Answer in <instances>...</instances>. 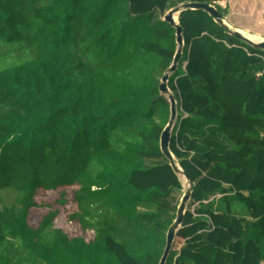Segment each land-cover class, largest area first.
<instances>
[{"label":"trees","instance_id":"obj_1","mask_svg":"<svg viewBox=\"0 0 264 264\" xmlns=\"http://www.w3.org/2000/svg\"><path fill=\"white\" fill-rule=\"evenodd\" d=\"M170 5L0 0V63L17 52L0 64V195L15 201L0 207V264H159L184 174L195 207L170 264L264 262V49L203 9L180 13L187 63L169 80L178 173L160 146L170 102L157 72L177 42L156 14ZM73 185L69 219L93 230L89 240L56 226L58 210L32 224L38 189Z\"/></svg>","mask_w":264,"mask_h":264},{"label":"rangeland","instance_id":"obj_2","mask_svg":"<svg viewBox=\"0 0 264 264\" xmlns=\"http://www.w3.org/2000/svg\"><path fill=\"white\" fill-rule=\"evenodd\" d=\"M183 0H171L170 7L165 10L164 14L158 12L156 17L164 18L167 12L177 6L182 4ZM214 5H216L222 12L224 19L232 26L233 29L242 28L250 33H254L260 35L264 38V0H261L260 4L256 5L252 3V0H214ZM178 19V15H177ZM0 55L3 54L6 47L0 48ZM17 53V52H15ZM3 55L1 58L0 64H5L11 61H14L13 55ZM184 53V49H183ZM183 58V56H182ZM181 58V59H182ZM187 61H181L178 66V71H180L181 66L183 68L186 67ZM176 70V71H177ZM166 71V70H165ZM165 71L157 72V75L162 79ZM173 92V91H172ZM174 93V92H173ZM180 113L178 111V120L174 126L172 135L177 133V127L180 121ZM157 163L156 159H150L147 161L148 165H154ZM183 182L182 189H174L168 198V201L171 203V208H173L176 204L180 203L181 198L184 192L188 189L189 183L184 180V177L181 176ZM78 188V185H73L70 188H63L60 187L58 191L50 192L44 189H38L35 195V199L37 202V206L33 208L34 216L32 217V224L37 225L38 221L40 220L41 216L44 215L49 210H58V215L56 216L55 225L57 223L64 227L65 229L69 230L71 233L70 235H83L86 239H92L94 237V232L91 229L83 230L81 225L75 221L70 220L69 216L74 213L77 209V202L74 199V192ZM65 194H62V193ZM3 196L0 195V207L6 204H13L15 203L14 197L12 194L2 193ZM195 204L192 203V199L190 198L187 203V209L194 208ZM68 223V225H67ZM174 250L171 249L169 257L167 259L166 264H170L171 258L173 256ZM264 264V262L262 263Z\"/></svg>","mask_w":264,"mask_h":264},{"label":"water","instance_id":"obj_3","mask_svg":"<svg viewBox=\"0 0 264 264\" xmlns=\"http://www.w3.org/2000/svg\"><path fill=\"white\" fill-rule=\"evenodd\" d=\"M186 9H203L207 11L214 20L223 26L225 29L229 31V33L237 38L244 40L245 42L249 43L258 48L264 49V39L261 41H254L244 35L239 29H233L232 26L224 19L223 15L219 11L218 7L213 3L209 2H192L186 1L180 5H177L171 8L167 14L164 16V20L169 22L173 27L176 28V42H177V49L173 58L171 65L166 69L164 75L162 76L159 90L161 94L166 95L170 102V117L168 123L166 124L165 128L161 133L160 138V146L162 152L165 156L170 160L171 165L178 173H184L183 168L177 162L176 155L173 153L171 149V139H172V132L174 126L178 120V101L172 92L169 86L170 76L178 69L180 60L183 56V49L185 46V38H184V28L180 24L179 15L182 11ZM178 14V19H176L175 14ZM187 178L189 186L188 189L184 192L181 201L178 205L176 218L174 219L173 223L170 225L168 232H167V240L164 252L160 259L159 264H166L167 259L169 257L170 251L172 249L173 243L175 241L177 231L182 227V224L185 219V213L187 210V203L191 198L192 190L194 183L190 177L184 174Z\"/></svg>","mask_w":264,"mask_h":264},{"label":"bare ground","instance_id":"obj_4","mask_svg":"<svg viewBox=\"0 0 264 264\" xmlns=\"http://www.w3.org/2000/svg\"><path fill=\"white\" fill-rule=\"evenodd\" d=\"M177 13L175 14V17H176V19H177ZM244 35H246L247 37H249L250 39H252V40H254V41H261V40H263L264 38L262 37V36H260V35H257V34H254V33H250V32H248V31H246V30H244V29H240V28H238ZM185 177V176H184ZM186 178V177H185ZM186 180H187V178H186ZM187 182H188V180H187Z\"/></svg>","mask_w":264,"mask_h":264},{"label":"crops","instance_id":"obj_5","mask_svg":"<svg viewBox=\"0 0 264 264\" xmlns=\"http://www.w3.org/2000/svg\"><path fill=\"white\" fill-rule=\"evenodd\" d=\"M185 68H186V67H185ZM181 120H182V118L180 119V121H181ZM184 180L187 181L185 177H184ZM185 245H186V239H184V241H183L182 244L180 245L179 249H180L181 247L185 246Z\"/></svg>","mask_w":264,"mask_h":264}]
</instances>
